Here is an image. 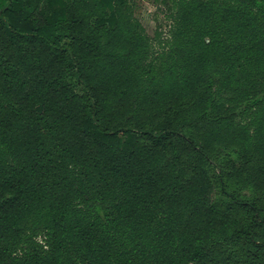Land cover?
<instances>
[{"label":"trees","instance_id":"obj_1","mask_svg":"<svg viewBox=\"0 0 264 264\" xmlns=\"http://www.w3.org/2000/svg\"><path fill=\"white\" fill-rule=\"evenodd\" d=\"M161 2L0 0V264H264V0Z\"/></svg>","mask_w":264,"mask_h":264},{"label":"rangeland","instance_id":"obj_2","mask_svg":"<svg viewBox=\"0 0 264 264\" xmlns=\"http://www.w3.org/2000/svg\"><path fill=\"white\" fill-rule=\"evenodd\" d=\"M136 5V13L140 18L147 34L152 38L155 30H162L165 34L167 30V21L165 19V8L161 0H130ZM187 133H191V128L184 126ZM208 173L214 183L222 179L227 190L242 199L250 200L264 197V190H256L253 187H242L233 180L235 170L240 166L235 149L216 146L209 153ZM212 202L218 203L223 198L219 194L217 185L212 194ZM231 254L230 249L223 248L217 253V258L221 264L225 263V258Z\"/></svg>","mask_w":264,"mask_h":264}]
</instances>
